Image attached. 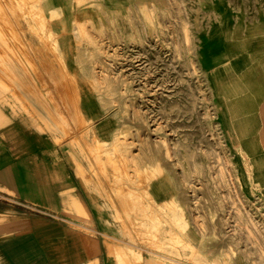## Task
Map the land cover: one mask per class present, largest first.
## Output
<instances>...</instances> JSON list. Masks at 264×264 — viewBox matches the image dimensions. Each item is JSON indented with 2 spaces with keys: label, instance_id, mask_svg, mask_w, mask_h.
<instances>
[{
  "label": "rangeland",
  "instance_id": "1",
  "mask_svg": "<svg viewBox=\"0 0 264 264\" xmlns=\"http://www.w3.org/2000/svg\"><path fill=\"white\" fill-rule=\"evenodd\" d=\"M65 2L75 15L52 11V31L44 0H0V50L15 54L19 33L76 41L73 81L114 127L87 180L100 156L111 164L126 258L264 264V0ZM161 175L173 193L157 204L147 185Z\"/></svg>",
  "mask_w": 264,
  "mask_h": 264
},
{
  "label": "crops",
  "instance_id": "2",
  "mask_svg": "<svg viewBox=\"0 0 264 264\" xmlns=\"http://www.w3.org/2000/svg\"><path fill=\"white\" fill-rule=\"evenodd\" d=\"M65 1L44 0L52 31L61 27L49 18L52 11L75 15ZM63 36L49 41L19 33L17 44L8 45L18 47L16 57L0 50V264H135L119 247L130 245L124 224L131 227L121 221L117 203L126 202L109 179L111 164L100 156V180H87L95 142L110 141L114 127L97 98L74 83L84 58L76 41ZM147 193L162 204L173 184L156 176ZM140 262L166 264L147 249Z\"/></svg>",
  "mask_w": 264,
  "mask_h": 264
},
{
  "label": "bare ground",
  "instance_id": "3",
  "mask_svg": "<svg viewBox=\"0 0 264 264\" xmlns=\"http://www.w3.org/2000/svg\"><path fill=\"white\" fill-rule=\"evenodd\" d=\"M1 23V22H0ZM7 23V22H6ZM10 24V23H9ZM7 26V25H6ZM10 39V38H9ZM18 48V47H17ZM17 48H16V50H17ZM19 50V49H18ZM17 50V51H18ZM13 51H15V50H13ZM19 52V51H18ZM9 54V53H8ZM12 54H14V53H12ZM16 54V53H15ZM14 54V55H15ZM19 54V53H18ZM10 56V55H9ZM7 57V56H6ZM14 57H16V55L14 56ZM11 58H12V56H11ZM19 58V57H18ZM15 62H16V60H14ZM49 78V77H48ZM50 81V80H49ZM65 85V84H64ZM63 85V86H64ZM6 86V85H5ZM44 88V87H43ZM43 88L41 89V90H43ZM54 88V90H55V87H53ZM52 89V88H51ZM40 90V89H39ZM56 91H57V89H56ZM59 91V90H58ZM67 91V90H66ZM42 93V92H41ZM44 94V93H43ZM48 94V93H47ZM39 95V94H38ZM50 95H51V93H50ZM49 95V96H50ZM64 95V94H63ZM45 96V95H44ZM40 97V96H39ZM50 98V97H49ZM58 98H60V97H58ZM47 99V98H46ZM41 100H42V98H41ZM49 100V99H48ZM64 100V99H63ZM54 101V100H53ZM64 101H66V100H64ZM59 102V101H58ZM67 102V101H66ZM45 103V102H44ZM47 103V102H46ZM62 103H63V101H62ZM68 103V102H67ZM66 103V104H67ZM73 103V102H72ZM49 104V103H48ZM76 104V103H75ZM68 105V104H67ZM77 105V104H76ZM48 107V106H47ZM71 108H73V106L71 107ZM49 109V108H48ZM70 111V110H69ZM66 112V111H65ZM43 113V112H42ZM62 113V112H61ZM44 114V113H43ZM55 114V113H54ZM60 114V113H59ZM67 114V113H66ZM57 115V114H56ZM57 116H59V115H57ZM63 116V115H62ZM76 116V115H75ZM68 117H69V115H68ZM55 118H57V117H55ZM54 118V119H55ZM59 119V118H58ZM69 119H70V117H69ZM63 120V119H62ZM74 120V119H73ZM50 121V120H49ZM55 121H56V119H55ZM64 121V120H63ZM58 124V123H57ZM71 124V123H70ZM80 124V123H79ZM62 130V129H61ZM57 131V130H56ZM70 132V131H69ZM72 132H73V130H72ZM74 136V135H73ZM64 138V137H63ZM79 138V137H78ZM73 140V139H72ZM75 141H78L77 139H75ZM85 145V144H84ZM88 145V144H87ZM99 166V165H98ZM116 176V175H115ZM157 207H159V206H157ZM161 211V210H160ZM146 215V214H145ZM147 216V215H146ZM164 221V220H163ZM138 254V253H137ZM137 258L139 259V260H141V254L139 253L138 255H137Z\"/></svg>",
  "mask_w": 264,
  "mask_h": 264
}]
</instances>
